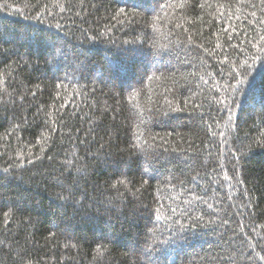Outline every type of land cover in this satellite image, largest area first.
I'll return each instance as SVG.
<instances>
[{"label": "trees", "instance_id": "obj_1", "mask_svg": "<svg viewBox=\"0 0 264 264\" xmlns=\"http://www.w3.org/2000/svg\"><path fill=\"white\" fill-rule=\"evenodd\" d=\"M179 4L0 0V170L22 165L0 171V264H264V68L256 62L234 102L223 53L198 47L219 43L243 64L264 44V12L260 0ZM220 4L242 7L230 42ZM177 40L184 46L154 55V42ZM137 108L149 120L143 138L156 137L147 151L134 137ZM67 186L75 198L64 202ZM168 207L202 217L175 244L161 243L175 227Z\"/></svg>", "mask_w": 264, "mask_h": 264}, {"label": "snow or ice", "instance_id": "obj_2", "mask_svg": "<svg viewBox=\"0 0 264 264\" xmlns=\"http://www.w3.org/2000/svg\"><path fill=\"white\" fill-rule=\"evenodd\" d=\"M57 2H59V0H57ZM245 2V0H237L238 4H243ZM185 3V0H180V4L178 6L183 7ZM260 4H261V12H264V0H260ZM160 8H168V7H172V5H167V4H159ZM201 7H203V5H201ZM220 8H224L225 11L222 13H219L220 16L225 17L229 23L226 27L220 29L219 31H221L222 33H225L227 36V40L230 42L233 38L234 35H239L240 33L237 31V28L234 27L230 21L232 19L233 16H235L236 13H241L242 12V7H236L235 8V12H233L231 10V8H229L228 6H226L225 4H220L219 5ZM251 7L255 8L256 5L252 4ZM153 12H155V9H152ZM125 12L124 8H120L119 12L117 13V15L122 14ZM252 17H257V13L255 11H253L251 13ZM238 18V17H237ZM113 19H115V17H113ZM153 23L151 25V27L153 28V30H158L157 28V24L158 22L161 21V17L160 15L157 13L155 15H153L152 17ZM248 24H252L253 21L252 20H248L247 21ZM257 23L260 24H264V16H261L257 19L256 21ZM177 27H180V25H177ZM25 40H35L34 36H25L24 37ZM259 41H264V35H260L259 37ZM0 42L2 43H6V40H3L2 37H0ZM187 42L190 44L192 42V37L188 36L187 37ZM128 43V42H125ZM179 44L180 46H184L185 42L184 41H169V43L167 45H159L158 43H153L152 47L155 49L154 55H163L164 53H170L172 51V45L173 44ZM254 48H256L257 53L259 54H253L250 57H246L244 60L243 64H239V63H232L231 60L229 59V55L226 52V50L224 48H222V46L217 43L215 48L209 49L207 47H204L203 45H198V47L202 48L204 53H206L209 57L213 56L216 54L217 49H219L222 53H223V58L219 61H217V63L220 64H224L227 66V73H228V77H229V82L226 84L225 86V90L229 91L230 95H232L233 97V101H236V98L240 95H242L245 91V85L247 83H249L248 81V77L251 75L252 71L255 68L256 62L259 61L260 63V67L264 68V44H261L259 42L254 43L252 45ZM229 47H232L233 49H238L239 45H231L229 43ZM0 50H3L2 48H0ZM243 50H241L242 52ZM58 56H64L65 53L63 50H58L57 52ZM251 61V62H249ZM217 75L222 76L224 74V70H218ZM189 75H195V73H189ZM209 77H211L213 74L211 72H209L207 74ZM154 77L153 76H149L148 79L152 80ZM200 79L203 81L204 84H208L209 81L205 80L203 77H200ZM137 95H139V92L136 90H133L132 92L129 93V99H134ZM195 95V93L193 94ZM188 100L185 99L184 100V104L187 105L188 104ZM217 102L219 103L220 101L217 100ZM169 106L171 107V103L169 102ZM236 107H239L240 105L238 103L235 104ZM61 108L64 107V105L60 106ZM201 107V105L195 104V102L193 101V108L197 109ZM151 109H149L150 111ZM231 111V109H229ZM57 112H59V109L56 110ZM144 112L145 109L143 108H137L136 109V120L139 121V123H135L134 127L136 129V131L134 132V137L135 140L137 142L142 140V143L139 145L140 150L141 151H147V149L153 148L155 145V140L156 137H147V138H143L146 137V129L149 123V120H146L144 118ZM63 117L62 116H58L56 121H53V125L57 124L58 122H63ZM229 119L231 120V117H229ZM17 127H19L17 125ZM51 131H56V128L50 126ZM141 129H144L143 131ZM221 135H223V133H221ZM143 138V139H142ZM44 141L47 142L49 139H51V136H46L43 137ZM133 148L137 147L136 143H133ZM21 156H25V162L27 164H32L33 160L30 158L31 154L29 153L28 155H25V153L21 150L20 152ZM49 159H51L52 157H48ZM73 163L74 161H68L67 162V168L66 170L69 171V175H71V169L73 167ZM22 165H17V164H12L9 167H6L0 171H2L4 174H10V169L11 168H15V167H20ZM76 171H83L82 168H76ZM173 179H175L173 177ZM193 179H195V177H193ZM120 184H124V181H120ZM145 183H147V181H145ZM181 184H183V181H180ZM113 187H115V185H113ZM168 187L171 188H175L176 184L172 183L171 181L168 182ZM60 200L67 202L69 200H74V191L73 188L71 186H67V187H63L62 192L59 194L58 197ZM172 199H174L173 197H170ZM196 199H201L200 197H196ZM185 204H191L192 201L191 200H185L184 201ZM209 207H212L211 205H208ZM165 206L163 204H160L159 207L150 210L151 212L155 213V219L156 220H160L162 218V216L160 215L161 213V209H163ZM167 211L169 212V216L167 217V219H172V217H176L175 220H172L174 227V230L170 232L169 237L166 240L161 241L162 244H175L177 243L178 240L182 239V233L184 231H187L188 229H193L196 228L198 226V222L202 219V217H193L191 215L188 214L187 209H185L184 211H178L177 208H173V207H168ZM5 216H8V213H5ZM181 218H186L184 220V222H182ZM190 221V222H189ZM224 223H227V221H224ZM105 246L101 245L98 246L97 251H100L102 248H104ZM260 260H264V256H259L258 257Z\"/></svg>", "mask_w": 264, "mask_h": 264}]
</instances>
